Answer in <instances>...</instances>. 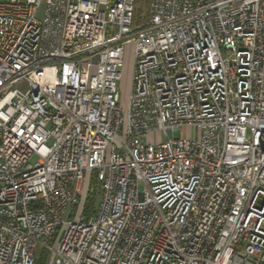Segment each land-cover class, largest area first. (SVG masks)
<instances>
[{
  "label": "built area",
  "instance_id": "2783aa9c",
  "mask_svg": "<svg viewBox=\"0 0 264 264\" xmlns=\"http://www.w3.org/2000/svg\"><path fill=\"white\" fill-rule=\"evenodd\" d=\"M137 1L0 0V264H264V0Z\"/></svg>",
  "mask_w": 264,
  "mask_h": 264
},
{
  "label": "rangeland",
  "instance_id": "374dc122",
  "mask_svg": "<svg viewBox=\"0 0 264 264\" xmlns=\"http://www.w3.org/2000/svg\"><path fill=\"white\" fill-rule=\"evenodd\" d=\"M145 2L146 0H138L136 2V12L137 15L142 17V15L145 14ZM133 71H134V57H133V48L129 47L127 50V55L125 58V67L122 70L123 73V79L122 82L120 83V91L122 94V101H121V106L126 107L127 106V101L129 98V94L132 89V76H133ZM21 89L26 90L25 86H21ZM181 136L180 133H176L175 137L179 138ZM164 137H162V134L159 133L156 135L155 140L157 142H160Z\"/></svg>",
  "mask_w": 264,
  "mask_h": 264
},
{
  "label": "trees",
  "instance_id": "16d2710c",
  "mask_svg": "<svg viewBox=\"0 0 264 264\" xmlns=\"http://www.w3.org/2000/svg\"><path fill=\"white\" fill-rule=\"evenodd\" d=\"M147 2H145L146 4ZM97 182L95 179H93V185L94 187L96 186ZM97 204V195L96 194H89L85 200V205H84V216L88 218L89 216L92 215L95 207Z\"/></svg>",
  "mask_w": 264,
  "mask_h": 264
}]
</instances>
